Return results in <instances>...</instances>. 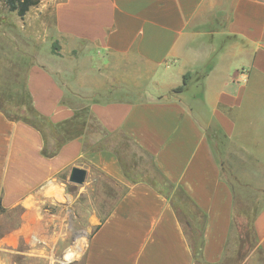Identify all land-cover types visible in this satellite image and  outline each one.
Masks as SVG:
<instances>
[{"label":"crops","instance_id":"0c3cea01","mask_svg":"<svg viewBox=\"0 0 264 264\" xmlns=\"http://www.w3.org/2000/svg\"><path fill=\"white\" fill-rule=\"evenodd\" d=\"M54 28L24 82L51 127L0 107V205L37 259L196 264L198 227L225 264L240 192L264 254V0H63Z\"/></svg>","mask_w":264,"mask_h":264},{"label":"rangeland","instance_id":"374dc122","mask_svg":"<svg viewBox=\"0 0 264 264\" xmlns=\"http://www.w3.org/2000/svg\"><path fill=\"white\" fill-rule=\"evenodd\" d=\"M62 1L40 0L20 16L0 0V100L20 99L19 95L26 88V67L35 62L41 51L46 53L50 48H58L57 39L50 36L55 31V8ZM47 32L50 36L46 35ZM238 194V209L249 211L251 218L261 196L257 193L250 197L244 196V192ZM20 226V208L8 210L0 205V264H69L64 257L68 246L45 247L53 251V256L47 254L49 257L37 259L36 253L41 247L27 245L24 236L19 234ZM232 254L225 264H262L260 253L254 251L251 254L247 246L244 249L235 247Z\"/></svg>","mask_w":264,"mask_h":264},{"label":"trees","instance_id":"16d2710c","mask_svg":"<svg viewBox=\"0 0 264 264\" xmlns=\"http://www.w3.org/2000/svg\"><path fill=\"white\" fill-rule=\"evenodd\" d=\"M11 10L17 11L18 15L24 16L29 9L38 4L40 0H3ZM212 65H207L204 69V75L211 69ZM198 72H187L184 75V84L178 87L176 91H182L190 84V81ZM198 80V79H197ZM20 99L9 101L8 99L0 100L1 108L12 116H17L30 123L31 125L40 129H47L51 127L49 120L39 113L32 105L31 97L28 89H24ZM2 94V93H1ZM45 154H53V151L48 147L44 150ZM193 203L190 199L183 200L182 206L190 207ZM190 215V214H189ZM190 221V220H189ZM191 234V241L193 251L196 259V264H206L202 256V236L199 228L189 229ZM236 243L240 249L247 246L248 251L256 250L262 256V264H264V254L258 245V239L254 229V215L250 218L248 214L237 213L233 217V225L231 231V242Z\"/></svg>","mask_w":264,"mask_h":264},{"label":"water","instance_id":"95a60500","mask_svg":"<svg viewBox=\"0 0 264 264\" xmlns=\"http://www.w3.org/2000/svg\"><path fill=\"white\" fill-rule=\"evenodd\" d=\"M87 177V171L81 167H73L70 172L69 179L72 182L82 184L85 182Z\"/></svg>","mask_w":264,"mask_h":264},{"label":"clouds","instance_id":"9594fccd","mask_svg":"<svg viewBox=\"0 0 264 264\" xmlns=\"http://www.w3.org/2000/svg\"><path fill=\"white\" fill-rule=\"evenodd\" d=\"M68 258H69V259H71V257H70V256H69Z\"/></svg>","mask_w":264,"mask_h":264}]
</instances>
